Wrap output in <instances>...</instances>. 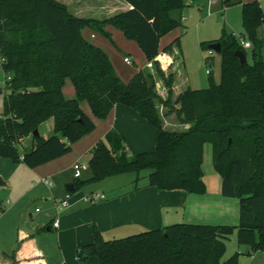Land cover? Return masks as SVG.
<instances>
[{"label":"trees","instance_id":"16d2710c","mask_svg":"<svg viewBox=\"0 0 264 264\" xmlns=\"http://www.w3.org/2000/svg\"><path fill=\"white\" fill-rule=\"evenodd\" d=\"M123 1L130 6L127 10L97 19L71 13L60 0H0V56L12 75L10 92L3 96L0 89V156L29 168L60 158L95 128L81 101L99 118L115 105L128 106L157 130L155 150L129 152L123 136L109 129L89 151L91 177L74 181V191L111 175L134 172L139 178L143 170H150L149 185L157 189L204 193L202 163L209 143L213 167L222 179L221 194L239 199L237 241L248 247L247 254L264 252L262 5L257 0H219L222 8L242 5V36L251 42V60L240 63L235 50L246 57L247 50L233 34H223L216 39L221 43L218 84L210 79L207 87H187L175 95L176 73L162 70L156 57L159 38L182 24L186 0ZM106 24L137 41L152 71L144 67L129 81L120 79L110 57L81 34L83 28H94L109 36ZM210 42L202 41L201 48L209 49ZM176 44L170 43L164 53L172 54ZM158 77L166 87L164 97L156 92ZM66 78L75 89L74 98L63 93ZM172 112L188 127L167 129L163 119ZM46 120L53 121V133L34 135ZM25 137L32 142L19 151L17 143ZM231 232L229 226L178 222L105 240L95 229L94 240L81 245L77 257L84 264L89 256L99 264H238V253L221 262L224 240Z\"/></svg>","mask_w":264,"mask_h":264},{"label":"crops","instance_id":"0c3cea01","mask_svg":"<svg viewBox=\"0 0 264 264\" xmlns=\"http://www.w3.org/2000/svg\"><path fill=\"white\" fill-rule=\"evenodd\" d=\"M60 1L73 14L97 19H104L130 7L123 0ZM213 6L222 9L218 3ZM163 58L167 67L172 63V70L176 73L173 56L158 52L156 59ZM70 83L66 80L62 90L65 97L74 98L75 92ZM173 86L175 95L191 87L187 77L181 74H176ZM80 105L89 116L87 102L83 100ZM90 119L96 126L97 121ZM108 120L101 133L83 135L72 145L71 151L93 148L101 138L98 135L102 136L103 131L106 134L111 128L123 136L124 147L129 152L155 150L157 130L128 106L115 105L109 111ZM41 126L38 129L39 135L46 137L48 134L40 133ZM178 126V129L188 127L180 123ZM48 130L49 133L53 131V121L49 122ZM0 161L5 170L0 171V186H6L0 189V264H78L80 262L75 259L77 249L94 240L95 229L105 239L106 234L159 229L178 222L222 226L229 220H236L239 211L238 197L221 194L222 181L218 173L203 174L204 193H188L182 189L160 190L149 185L148 180L139 186V183H130L132 179L129 178L127 187L120 185L111 188L106 194L98 193L103 194L104 198L91 203L83 198L96 192L88 191L87 187L68 192L66 187L78 179L74 178L72 168L73 163L81 162L78 153H67L32 168L22 161L13 162L8 158ZM41 178L49 180L51 185L43 184ZM67 193L69 204L64 208L58 206V199ZM55 220H58L57 227L53 226ZM260 254L264 253L251 251L247 255L254 261V255Z\"/></svg>","mask_w":264,"mask_h":264},{"label":"rangeland","instance_id":"374dc122","mask_svg":"<svg viewBox=\"0 0 264 264\" xmlns=\"http://www.w3.org/2000/svg\"><path fill=\"white\" fill-rule=\"evenodd\" d=\"M258 1L261 5H263L264 9V0ZM186 3L187 4L184 6L183 10V18L181 19L182 24L170 30L168 33L162 35L159 38L160 40L158 44V52L162 53L170 43L178 42V45H175L176 50L171 54L175 61L174 66L176 74H181L184 77H187L189 85L192 88L202 89V87L209 86L208 84L210 79H212L214 84H218V82L220 81L221 55L220 53H216L210 49H202L200 44L202 41L209 42L219 39L223 34L232 35L242 33V5L240 3H232L231 5H225V7L221 9L217 6H213L215 5V3L219 4V0H199L194 3L186 0ZM105 30L109 33V36L94 28H83L81 34L87 42H90L94 46L99 47L106 53V55L111 58L113 69L122 80L124 79L126 81H129L139 69L145 67V65L148 63V58L146 57V55H144L137 41L133 38L127 37L124 34L123 30L121 31L112 24H106ZM91 33H93L94 36H91ZM262 36L264 40V33ZM246 52L247 61H250V49H248ZM125 56H128L132 60V63H126L124 61ZM158 62L161 66L162 64H164V66L162 67L165 70L166 68L169 71L170 69H172V63H170L167 67L164 59L158 60ZM207 70L209 71V73H207ZM66 80L67 82H71L70 78H66L65 81ZM159 81L162 83V80L158 77L156 83ZM157 86L160 87V89H157L156 87L157 94L160 97L166 96L165 93L164 96L161 95L164 92V85L162 84L161 86ZM71 89H73L72 85ZM73 91L75 92V89H73ZM1 102L2 98H0V105ZM88 110L89 111L87 113L89 114V116L97 121L92 133H101L105 125H107L109 122L108 115L104 118L95 116L91 110L90 105ZM164 110H166V108L163 107L162 111ZM49 122L51 123V120H46V122L42 124V126L40 127L41 134L50 135L53 133V131H50L49 133ZM163 123L169 130L178 129L179 127V121L174 112L164 117ZM102 133V136H99L97 134L99 138L101 137L100 139H98V141L104 140L105 132L103 131ZM48 135H46V137ZM31 142L32 139L30 137H25V139H22L20 141V143H17L18 150L22 151L23 147H29ZM90 148L77 150L73 149L69 152V154L78 153V159H80L81 162L84 163L81 169V176L78 179L88 180L89 176H91L92 172L90 167L88 166ZM204 148V157L202 163L203 173L209 175V172H212L216 173L215 175H218L211 161L210 144L206 143L204 145ZM2 158L6 157L0 156V160ZM0 171L5 172L3 166L1 165V161ZM149 171L150 170H143L140 174V177L136 179V173L134 172L111 175L109 177L87 182V184H85L83 187H87L88 191L92 190L94 193L103 192L106 194L111 188L119 187L120 185L123 187H127V185L129 184L127 181L129 178L132 179L130 183H139L138 185L142 186L145 181L148 182L147 175ZM89 173L90 175H88ZM218 179H220L219 176ZM220 180L222 181V179ZM1 188H6V186L1 185L0 189ZM238 213L236 220H229L226 225H223L231 227L232 232L224 240L225 251L223 253L221 262L223 263V261L231 258V256L238 253V264H264V254L254 255L256 258L253 261L251 257L247 255L248 247L246 245L240 244L239 241H237L236 227L238 225L235 226L234 224H238ZM144 230L136 229L128 230V232H115L112 234H106L105 239L113 240V238H123L127 237L128 235L144 232ZM84 261L85 264H90L92 262H94L95 264H99V261H97L96 257L94 256H89Z\"/></svg>","mask_w":264,"mask_h":264},{"label":"built area","instance_id":"2783aa9c","mask_svg":"<svg viewBox=\"0 0 264 264\" xmlns=\"http://www.w3.org/2000/svg\"><path fill=\"white\" fill-rule=\"evenodd\" d=\"M239 44L246 50H248L250 47H251V42L249 39H247L246 37L242 36V33H237V34H233ZM91 36H94V34H91ZM124 61L126 63H132L131 62V59L128 57V56H125L124 57ZM4 58H2L0 56V89L3 91V96L5 94H7L9 91V84H10V81L12 80V75L9 74L5 69H4ZM146 68H148L150 71H152V68H153V65H152V62H148L146 65H145ZM207 73H209V71L207 70ZM163 83H161L160 81L156 83V87L157 89H160V87H158L157 85H162ZM163 95L164 96V93L166 94V88L165 86H163ZM2 110H3V107H2V103L0 105V115L2 113ZM20 158L22 159L23 158V154L20 155ZM72 168L74 169V178H79V176L81 175V169H82V163L79 161L73 163L72 165ZM40 181L45 184V185H51L50 184V181L45 179V178H41ZM69 193H67L66 195H64V197L62 198H59L58 201H57V205L60 206V207H65L69 204ZM104 198V195L103 194H98V193H95V194H91L87 197H84L83 199L91 202V203H95L97 200H101ZM38 210V209H37ZM58 225V220H55L53 222V226L54 227H57ZM75 259L78 261V257H75Z\"/></svg>","mask_w":264,"mask_h":264},{"label":"water","instance_id":"95a60500","mask_svg":"<svg viewBox=\"0 0 264 264\" xmlns=\"http://www.w3.org/2000/svg\"><path fill=\"white\" fill-rule=\"evenodd\" d=\"M220 47H221V43H220V41H218V40H216V41H212V42H210V43L208 44V48H209L210 50L216 52V53L220 51ZM234 53H235V54L237 55V57L239 58L240 63H242V64L247 63V57H246V54H245L244 52H242L241 50L237 49V50H235ZM33 134H34V135H38V134H39L38 130H37V129L34 130ZM1 183H2V182H1ZM1 183H0V184H1ZM66 187H67V189L70 190V191H73V190H74V186H73V184H67Z\"/></svg>","mask_w":264,"mask_h":264}]
</instances>
